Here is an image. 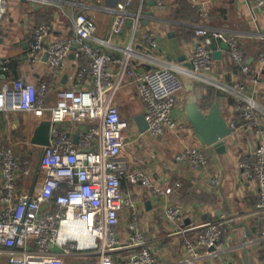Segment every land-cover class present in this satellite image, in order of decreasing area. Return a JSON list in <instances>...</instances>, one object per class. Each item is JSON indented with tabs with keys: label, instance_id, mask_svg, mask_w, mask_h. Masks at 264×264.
I'll use <instances>...</instances> for the list:
<instances>
[{
	"label": "built area",
	"instance_id": "2783aa9c",
	"mask_svg": "<svg viewBox=\"0 0 264 264\" xmlns=\"http://www.w3.org/2000/svg\"><path fill=\"white\" fill-rule=\"evenodd\" d=\"M154 1L161 8L166 6L165 0ZM131 3L132 0L117 3L112 34L124 30L129 18L126 9ZM254 8L264 10V0H255ZM7 10L8 1L0 0V38ZM138 21L137 16L135 28ZM52 29L46 21L36 25L30 54L37 60L47 53L50 74L39 83L17 79L7 81L0 88V108L26 111L44 110L46 97L53 89L56 92L50 115V144L44 147L40 160L45 179L38 191L19 190L18 179L30 173V162L17 156L12 143L0 145V254L7 253V264H67V258L74 254L87 255L83 264H161L140 226L138 205L124 192L122 179L141 182L160 195L171 193L174 186L157 185L142 168L129 172L121 149L129 137L130 121L122 114L118 91L126 77L133 78L136 92L146 106L147 131L156 136L179 126L175 109L185 89L181 76L184 73L234 93L238 100L229 121L231 127L245 123L261 135L264 127L260 107L248 84L260 82L264 51L252 66L235 36H228L219 28L199 25L190 67H157L139 73L132 65L137 55L135 49L127 46L121 58L104 50V41L96 36L97 25L87 14L76 15L74 33L67 39L48 43ZM143 37L151 50L158 47L154 30H146ZM222 40L228 43L230 60L247 76L246 81L224 83L210 76L213 54L221 48ZM70 53L85 63L79 65L71 85L62 87L58 85L57 73ZM116 61L122 64L117 73L111 67ZM175 159L194 168L209 163L203 145L187 146ZM239 168L242 177L257 184L256 213L261 228L255 240L264 245V147L253 159L241 161ZM212 182L218 185L220 179L213 177ZM125 208L126 238L120 233V211ZM165 213L176 224L183 220L178 205H169ZM74 228L82 229L88 241L71 234L70 229ZM225 229V221H212L197 240L186 239L192 260L222 247ZM125 249L131 252L120 255Z\"/></svg>",
	"mask_w": 264,
	"mask_h": 264
},
{
	"label": "crops",
	"instance_id": "0c3cea01",
	"mask_svg": "<svg viewBox=\"0 0 264 264\" xmlns=\"http://www.w3.org/2000/svg\"><path fill=\"white\" fill-rule=\"evenodd\" d=\"M8 10L2 21L0 38V88L11 80H27L39 83L51 72L47 53L33 60L31 41L36 25L43 21L51 23L53 29L48 43L67 39L74 33V19L80 12L93 18L97 25L96 36L104 41L102 48L115 57H122L124 49L131 45L137 55L132 59L136 72L143 73L151 68L190 67V58L196 43L195 30L199 25L219 28L228 36H235L248 62L254 66L260 52L264 51V10L253 9L255 0H165L166 6L159 7L154 0H132L127 7L128 22L120 34L111 33V25L118 11L116 5L107 0H7ZM125 0H118L122 2ZM154 1V3L152 2ZM117 2V3H118ZM139 17L135 28V19ZM154 30L158 47L151 50L143 33ZM220 49L222 58L214 59L209 72L212 78L224 83L245 80L244 73L232 64L228 49ZM219 50V49H218ZM79 60L70 53L58 70V85L69 87L79 65ZM121 62L111 67L117 73ZM185 83L194 84L204 109L218 103L224 116L232 119L233 107L237 102L234 93L223 90L181 73ZM132 77H126L118 91L122 114L130 121L129 137L121 149V157L129 164V172L137 168L146 170L157 185L174 186L169 194L160 195L143 183H132L123 177L122 186L131 195L139 209L140 226L161 264H264V245L255 238L261 228L256 213L258 188L254 180L241 176L239 164L251 160L264 147V132L258 135L245 123H239L225 138V150L214 145L203 144L194 131L186 112L189 90L185 87L175 109L179 120L177 129H167L153 136L142 131L137 115L146 111L139 98ZM260 107L264 127V72L260 82L248 84ZM207 99L205 98L206 96ZM56 102L53 89L45 99L44 110H21L0 108V145L10 142L17 156L29 160L30 173L20 175L18 187L21 192L38 191L45 179L40 167L44 147L33 141L43 121H50L51 107ZM191 145H203L209 163L203 168H194L180 163L175 155ZM218 177V185L212 182ZM1 184V182H0ZM169 205H178L183 220L174 223L165 210ZM121 235L126 238L127 209L120 211ZM214 221H225L222 235L223 245L208 255L192 260L185 245L186 239L197 240L205 226ZM202 250V249H200ZM128 249L119 253L126 256ZM203 252V251H202ZM201 252V253H202ZM74 254L67 264H83L86 256ZM76 258V259H75ZM0 264H7V253L0 254Z\"/></svg>",
	"mask_w": 264,
	"mask_h": 264
},
{
	"label": "water",
	"instance_id": "95a60500",
	"mask_svg": "<svg viewBox=\"0 0 264 264\" xmlns=\"http://www.w3.org/2000/svg\"><path fill=\"white\" fill-rule=\"evenodd\" d=\"M110 5H116L118 0H107ZM154 3V1H152ZM227 42L223 43V48L228 49ZM214 58H222V50L214 52ZM191 66V63L188 64ZM189 90L186 100V112L189 120L194 127L198 139L206 145H214L219 151L225 150V138L232 132V127L228 119L224 116L220 105L213 103L208 110L200 102L194 84L185 83ZM136 120L142 131L149 127L144 113L137 115ZM50 125L49 121H43L36 131L33 141L39 145L47 146L50 144ZM76 140H78L76 138Z\"/></svg>",
	"mask_w": 264,
	"mask_h": 264
},
{
	"label": "bare ground",
	"instance_id": "6f19581e",
	"mask_svg": "<svg viewBox=\"0 0 264 264\" xmlns=\"http://www.w3.org/2000/svg\"><path fill=\"white\" fill-rule=\"evenodd\" d=\"M70 233L75 234V236L81 239V241H88V238L84 236L85 235L84 231L80 228L70 229Z\"/></svg>",
	"mask_w": 264,
	"mask_h": 264
},
{
	"label": "rangeland",
	"instance_id": "374dc122",
	"mask_svg": "<svg viewBox=\"0 0 264 264\" xmlns=\"http://www.w3.org/2000/svg\"><path fill=\"white\" fill-rule=\"evenodd\" d=\"M78 257H84V255H79V256H77V258H78ZM75 259H76V258H75Z\"/></svg>",
	"mask_w": 264,
	"mask_h": 264
},
{
	"label": "trees",
	"instance_id": "16d2710c",
	"mask_svg": "<svg viewBox=\"0 0 264 264\" xmlns=\"http://www.w3.org/2000/svg\"><path fill=\"white\" fill-rule=\"evenodd\" d=\"M233 64V63H232ZM237 67V66H236ZM238 68V67H237ZM239 69V68H238ZM207 97H209L208 95L205 97L207 99Z\"/></svg>",
	"mask_w": 264,
	"mask_h": 264
}]
</instances>
